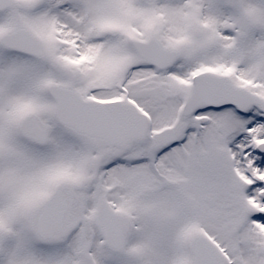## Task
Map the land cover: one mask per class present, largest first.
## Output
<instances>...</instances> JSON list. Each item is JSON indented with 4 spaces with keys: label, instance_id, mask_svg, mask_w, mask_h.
I'll list each match as a JSON object with an SVG mask.
<instances>
[{
    "label": "snow or ice",
    "instance_id": "1",
    "mask_svg": "<svg viewBox=\"0 0 264 264\" xmlns=\"http://www.w3.org/2000/svg\"><path fill=\"white\" fill-rule=\"evenodd\" d=\"M0 264H264V0H0Z\"/></svg>",
    "mask_w": 264,
    "mask_h": 264
}]
</instances>
